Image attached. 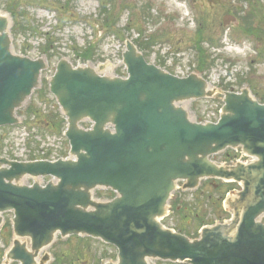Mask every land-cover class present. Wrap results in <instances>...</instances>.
<instances>
[{"label": "water", "instance_id": "1", "mask_svg": "<svg viewBox=\"0 0 264 264\" xmlns=\"http://www.w3.org/2000/svg\"><path fill=\"white\" fill-rule=\"evenodd\" d=\"M10 25L1 13L0 127L19 123L15 112L39 87L46 69L42 59L14 54ZM125 45L127 78L100 76L61 60L49 80L66 117L72 159L0 157V227L2 214L12 212L15 236L4 264H37L56 234L115 246L116 261L105 264H264V105L247 88L225 92L217 123L198 124L178 104L211 98L215 90L195 74L180 79L147 64L130 41ZM85 120L91 129L79 127ZM228 148H240L253 161L234 166L210 161ZM26 177L53 181L20 184ZM203 179L240 185L224 202L231 219L203 227L196 239L164 228L160 220L175 183L184 181L183 190H195ZM96 188H109L117 197L97 202L91 194ZM19 239H28L30 248ZM48 260L45 255L40 264Z\"/></svg>", "mask_w": 264, "mask_h": 264}, {"label": "rangeland", "instance_id": "2", "mask_svg": "<svg viewBox=\"0 0 264 264\" xmlns=\"http://www.w3.org/2000/svg\"><path fill=\"white\" fill-rule=\"evenodd\" d=\"M13 2L18 3L16 12L18 8L24 11L18 27L16 26L15 31L12 29L13 52L32 59H43L45 57L42 55L45 54L49 61H45L48 68L46 67L42 78L49 79L52 76L62 57H67L64 60H70L73 66L84 65L81 61L83 57L85 61L88 60V66H93L103 76H125L121 59L125 51L124 39L129 37L131 40L141 41L150 38L149 45L142 46V53L149 63L176 76L195 73L208 82L210 90H215V96L210 99L179 104L189 112L192 121L198 122L202 118L204 121H216L223 106V93L238 92L245 82L250 87L245 83L243 88H251L254 97L264 102V0ZM3 4L6 6L7 2L0 0V10L3 9ZM101 7L108 10L106 18L101 15ZM142 8H145V17L141 13ZM226 16L234 17L235 22L224 27L222 20ZM107 20L111 23L114 20L115 25L107 24ZM17 22L18 18H15L14 23ZM20 24L26 27V31L20 28ZM198 47L204 52L203 57L207 62L203 70L196 66V62L201 61ZM83 53L85 55L82 56ZM43 90L33 92L25 101L16 114L19 119L16 127L0 129V153L4 157L25 160L16 154L21 144H24L26 159L47 149H51L57 156L69 148L62 138L61 128H50L38 122L37 111L44 119H57L55 99L45 88ZM27 107L28 110H25ZM89 126L88 121L81 123V127L85 129ZM226 153L234 156L232 151L226 150L211 159L216 164L234 163L233 159L225 156ZM34 182L45 185L48 181L26 177L20 184L30 186ZM214 182L220 187L219 192L213 193L208 187L203 192L182 191L183 182H177V189L169 205L178 206L179 211L169 209L163 224L194 237L203 225L213 221L227 222L232 212L225 205L221 211L218 199L226 194L227 197H233L239 187L216 180ZM206 185L210 186L209 183ZM100 190L93 192L95 199V194ZM209 193L213 195L212 199L208 198ZM11 218V213L4 215L6 222ZM4 229L5 232L0 233V251L13 239L10 229ZM61 240L63 239L57 235L55 242ZM83 245L82 252L72 258L77 259L76 263L99 264V260L107 257L106 255L112 260L110 262L115 261L114 248L110 249L105 244L102 246L100 242L93 240H84ZM47 253L51 256L48 264H51L53 257L50 248L43 250L40 257ZM149 263L165 262L151 260Z\"/></svg>", "mask_w": 264, "mask_h": 264}, {"label": "trees", "instance_id": "3", "mask_svg": "<svg viewBox=\"0 0 264 264\" xmlns=\"http://www.w3.org/2000/svg\"><path fill=\"white\" fill-rule=\"evenodd\" d=\"M13 3V2H12ZM14 5H11V6H7V10L15 17V18H18V20H21L23 17H24V14H23V11H20V12H16V8H17V3H13ZM18 11V10H17ZM102 15L104 18H106L107 16V13H104V10L102 11ZM18 25V22L16 23V26ZM111 25H115V22L114 20L112 21ZM20 28L22 30H25V26L23 24H20ZM251 29H253L251 27ZM247 31V30H246ZM248 32V31H247ZM144 44H147V43H144ZM142 44V45H144ZM140 44V46H142ZM200 50V57H201V61H200V65L198 67V69L200 70H203V66L204 65H207V62L206 60L204 59L203 57V54L204 52L199 48ZM85 55V53L82 54V56ZM43 122V120H42ZM43 123H46L43 122ZM47 123L51 124L54 128H61L63 127V122L62 120L59 119L58 115H57V119H51L49 121H47ZM222 199V198H221ZM221 201V200H220ZM219 207H220V210L222 211V208H221V205L219 204ZM214 222V221H213ZM212 222V223H213ZM212 223H208V224H212ZM180 232H183V231H180ZM84 247V246H83ZM80 252H82V249L81 250H78V249H74V248H70L69 251L67 253H64L63 251L59 254L56 255V263L55 264H62V263H65V264H73L77 259H72L74 258L76 255H78ZM69 254V255H68ZM67 257L69 259H67Z\"/></svg>", "mask_w": 264, "mask_h": 264}, {"label": "flooded vegetation", "instance_id": "4", "mask_svg": "<svg viewBox=\"0 0 264 264\" xmlns=\"http://www.w3.org/2000/svg\"><path fill=\"white\" fill-rule=\"evenodd\" d=\"M226 156H227V157H229V153H227V154H226ZM208 183H209V185H210V186H212V187L216 186V184H215V183H213L212 181H209V182L207 181V183H206V184H208ZM206 184H205V186L207 187V185H206ZM214 188H215V187H214Z\"/></svg>", "mask_w": 264, "mask_h": 264}]
</instances>
